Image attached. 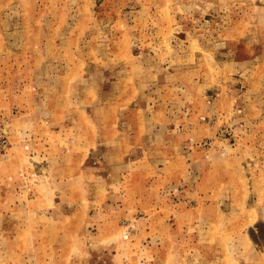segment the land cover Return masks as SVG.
<instances>
[{"label":"rangeland","instance_id":"1","mask_svg":"<svg viewBox=\"0 0 264 264\" xmlns=\"http://www.w3.org/2000/svg\"><path fill=\"white\" fill-rule=\"evenodd\" d=\"M0 264H264V0H0Z\"/></svg>","mask_w":264,"mask_h":264}]
</instances>
